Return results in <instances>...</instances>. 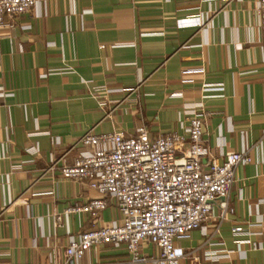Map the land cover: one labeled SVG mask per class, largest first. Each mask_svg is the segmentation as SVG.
I'll return each instance as SVG.
<instances>
[{
	"label": "crops",
	"instance_id": "obj_1",
	"mask_svg": "<svg viewBox=\"0 0 264 264\" xmlns=\"http://www.w3.org/2000/svg\"><path fill=\"white\" fill-rule=\"evenodd\" d=\"M259 0H39L18 27L0 31V264H62L71 236L106 225L68 207L98 198L60 167L45 173L85 133L183 132L202 104L212 160L250 149L230 194L235 209L219 243L199 229L174 241L177 264H264V39ZM202 19L207 24L197 26ZM56 141H59L58 143ZM72 152L69 162L72 161ZM19 161V165L14 162ZM218 209L215 207V214ZM215 223L208 224L209 235ZM244 227L249 234L232 233ZM220 255L209 259L206 253ZM160 249L93 247L80 264H154ZM166 264V263H158Z\"/></svg>",
	"mask_w": 264,
	"mask_h": 264
},
{
	"label": "built area",
	"instance_id": "obj_2",
	"mask_svg": "<svg viewBox=\"0 0 264 264\" xmlns=\"http://www.w3.org/2000/svg\"><path fill=\"white\" fill-rule=\"evenodd\" d=\"M39 5V0H0V31L16 29L18 17L36 12ZM257 12L264 39V0L258 1ZM195 22L199 27L207 24L202 19ZM202 108V104L192 107L182 133L172 131L154 137L146 126L138 127L130 136L124 132L89 131L61 156L51 157L45 173L61 165L64 179L84 182L99 194L84 205L68 207L63 215H56V226L61 225L64 216L73 213L85 212L98 220L109 199L117 213L111 223L71 236L62 264H80L100 244L122 247L134 263L146 261L139 256L144 241L161 251L159 259H151L154 264H177L174 241L195 229L206 238L205 245L219 243L222 223L235 212L229 199L237 181V169L250 164L252 157L250 149H243L228 151L222 162L204 163L212 152L205 144ZM72 152L75 155L69 162ZM210 222L216 225L211 235ZM231 231L234 235L250 233L244 227ZM206 257L218 260L220 255L208 252Z\"/></svg>",
	"mask_w": 264,
	"mask_h": 264
}]
</instances>
